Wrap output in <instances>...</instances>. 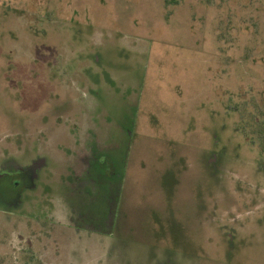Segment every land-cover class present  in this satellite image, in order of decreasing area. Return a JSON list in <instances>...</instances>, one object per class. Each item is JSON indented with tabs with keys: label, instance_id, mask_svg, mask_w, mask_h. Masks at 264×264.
<instances>
[{
	"label": "rangeland",
	"instance_id": "1",
	"mask_svg": "<svg viewBox=\"0 0 264 264\" xmlns=\"http://www.w3.org/2000/svg\"><path fill=\"white\" fill-rule=\"evenodd\" d=\"M263 126L264 0H0V264H264Z\"/></svg>",
	"mask_w": 264,
	"mask_h": 264
},
{
	"label": "crops",
	"instance_id": "2",
	"mask_svg": "<svg viewBox=\"0 0 264 264\" xmlns=\"http://www.w3.org/2000/svg\"><path fill=\"white\" fill-rule=\"evenodd\" d=\"M98 134V133H97ZM96 135V134H95ZM98 138H99V134L98 135H96ZM99 140V139H98ZM87 146V145H86ZM104 150V145L102 144V146H100L98 143H97V141H96V144H95V142H90V145H88V147H87V149L85 150H83L84 152L85 151H88L90 154H94V153H96V152H102ZM105 151V150H104ZM91 158H92V156H91ZM94 159V158H93ZM94 161H95V167L97 168V166L99 165V163H100V160H98V158H96L95 157V159H94ZM99 162V163H98ZM97 176H101V175H104L101 171H99V173H97L96 174Z\"/></svg>",
	"mask_w": 264,
	"mask_h": 264
},
{
	"label": "trees",
	"instance_id": "3",
	"mask_svg": "<svg viewBox=\"0 0 264 264\" xmlns=\"http://www.w3.org/2000/svg\"><path fill=\"white\" fill-rule=\"evenodd\" d=\"M259 131H257L256 130V132H254V135H256L257 133V137H258V139H261V140H263L264 139V126L261 128V127H259ZM243 134L245 135V137H247V138H249L250 137V135H248V132H247V130H246V128H245V126H244V128H243ZM256 143V141L255 140H253L252 141V144H255ZM261 151H263L262 149H261Z\"/></svg>",
	"mask_w": 264,
	"mask_h": 264
},
{
	"label": "flooded vegetation",
	"instance_id": "4",
	"mask_svg": "<svg viewBox=\"0 0 264 264\" xmlns=\"http://www.w3.org/2000/svg\"><path fill=\"white\" fill-rule=\"evenodd\" d=\"M100 166H102V163L100 162V164L97 166V171L98 170H100ZM101 168H103V167H101ZM28 171V169H26V170H23V174H25V172H27ZM34 178H35V176H33ZM33 178V179H34ZM121 180V179H120ZM113 215L112 214H109L108 215V217H107V219H106V221H105V224L107 225L108 223H110L111 225H112V217ZM86 232H93V231H91V230H88V231H86ZM94 233V232H93ZM35 258V257H34Z\"/></svg>",
	"mask_w": 264,
	"mask_h": 264
}]
</instances>
